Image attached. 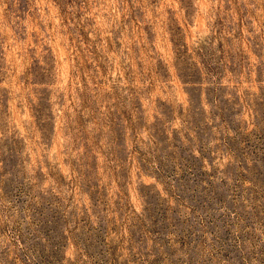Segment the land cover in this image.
Here are the masks:
<instances>
[{
    "label": "rangeland",
    "instance_id": "1",
    "mask_svg": "<svg viewBox=\"0 0 264 264\" xmlns=\"http://www.w3.org/2000/svg\"><path fill=\"white\" fill-rule=\"evenodd\" d=\"M0 264H264V0H0Z\"/></svg>",
    "mask_w": 264,
    "mask_h": 264
}]
</instances>
